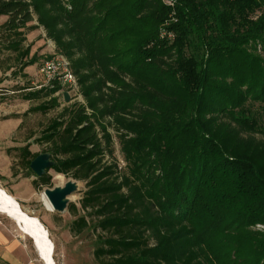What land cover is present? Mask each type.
<instances>
[{
    "label": "trees",
    "instance_id": "16d2710c",
    "mask_svg": "<svg viewBox=\"0 0 264 264\" xmlns=\"http://www.w3.org/2000/svg\"><path fill=\"white\" fill-rule=\"evenodd\" d=\"M2 16V69L26 76L42 27L77 76L81 99L62 106L54 81L23 117L61 108L34 184L85 183L70 231L93 223L99 264H264V0H0ZM11 150L34 173L41 152Z\"/></svg>",
    "mask_w": 264,
    "mask_h": 264
},
{
    "label": "rangeland",
    "instance_id": "374dc122",
    "mask_svg": "<svg viewBox=\"0 0 264 264\" xmlns=\"http://www.w3.org/2000/svg\"><path fill=\"white\" fill-rule=\"evenodd\" d=\"M40 36L38 34L36 39L39 40ZM35 42L33 41L34 44ZM33 43H31V46ZM40 44L38 50L44 49L46 51L40 56L43 61L52 55L53 50L51 49L53 46L45 41L40 42ZM36 47H32V50ZM9 62L11 64L15 61L11 60ZM40 63L36 67L39 68ZM12 71H9V76L3 77L7 82L0 86V97H4V100H0V188L14 196L21 203L22 209L29 215L36 217L47 230L50 248L54 245V264H99L94 256L98 232L93 229V223L90 222V227L81 234L74 235L70 231V224L75 215L67 207L63 211L50 210L46 204V201H48L45 193L47 189H53L61 183L65 184L69 180H73L76 183V189L68 196V204L74 202L79 207V214H86L80 206V200L86 189L85 183L50 169L51 186L36 185L34 180L37 179V175L25 169L24 165L20 163L19 151L11 150L9 155L11 162L8 158L6 150L12 146L19 147V145L29 144L32 151L42 152L46 150L48 148L47 144L38 143L35 139L39 137L42 128L45 127L49 119L61 109L60 107L53 109L47 114L30 113L25 118V130L21 132L22 134L20 132L16 134V129L22 119L18 116L21 112L19 111L21 105L17 106L15 104H21L24 100L23 95L28 91H17L25 86L26 82L17 79V76L20 75L14 76ZM3 72H6V70ZM37 83H41V80ZM33 86L35 87V85ZM61 101L63 106L65 104L64 98L61 97ZM115 140V154L120 157L121 153L116 133ZM13 172H16V175H13ZM260 224L257 223L253 228L261 229ZM0 228L9 240L7 249L0 246V264H44L34 246L33 239L23 233L17 221L4 211H0Z\"/></svg>",
    "mask_w": 264,
    "mask_h": 264
},
{
    "label": "crops",
    "instance_id": "0c3cea01",
    "mask_svg": "<svg viewBox=\"0 0 264 264\" xmlns=\"http://www.w3.org/2000/svg\"><path fill=\"white\" fill-rule=\"evenodd\" d=\"M6 18H7L6 16H2L0 18V25L6 20ZM33 23H36V21H34ZM38 34L41 35L39 40L36 39ZM27 38H28V44L33 43V41H36L35 44L33 43V45L31 46V54L36 53L39 56L40 59H39V61L37 63H35L33 65H30V66H27L24 69V72L26 73V76H21V75L17 76V79H19L21 82L25 81L26 85L29 86L28 88L20 89V90H17V91H22V90L23 91H34L35 89H39L40 86L44 84V79H43V77H42V75H41V73L39 71L40 67L39 68L36 67L38 65V63L42 62V57H40V56L42 54H44V52H46L44 49L43 50L41 49L40 51L38 50V47L42 44V43L40 44V42L45 41V42L49 43L51 46H53L52 49H51V50H53V53L55 52V43L51 39L46 38L45 30L42 27L37 28V29L29 32L28 35H27ZM34 46H37V47L32 50V47H34ZM3 71H5V69H2L1 66H0V86H3L7 82V80L3 79V77L9 76V71H11V70H6V72H3ZM40 80H41V83H37ZM33 85H35V87ZM0 96H1V94H0ZM0 100H4V97H0ZM37 104H38V101L30 100V99H28V100L24 99L23 102H21V104H15L17 106L21 105V110H19L21 112L18 114V116L21 117V119H22L21 123L19 124V126L16 129V134H17V132H20V133L23 132V130H25V128H26L25 125H23V121L25 120V118L27 116L23 117V114L25 112H27L31 106H34V105H37ZM19 146H21V145H19ZM12 147H16V146H12ZM12 147H9V148H12ZM9 148H7L6 153H7ZM8 158H9V160L11 162V158L9 157V155H8ZM8 241L9 240L2 233L1 228H0V246H4L5 249H7ZM6 251H8V250H6Z\"/></svg>",
    "mask_w": 264,
    "mask_h": 264
},
{
    "label": "water",
    "instance_id": "95a60500",
    "mask_svg": "<svg viewBox=\"0 0 264 264\" xmlns=\"http://www.w3.org/2000/svg\"><path fill=\"white\" fill-rule=\"evenodd\" d=\"M63 96L66 102L71 100V95L68 91H64ZM54 163L55 161L52 159L50 152H41L31 161L30 167L37 176H42L46 172V169L51 168L54 165ZM75 189H76V183L73 180H69L68 182L65 183L63 187L56 186L53 189H47L45 193L47 198L51 202L52 206L54 207V209L58 211H63L67 207L69 201L68 196ZM2 211L7 212V209ZM20 222L25 224L24 221L21 219L20 221H17V224L21 230H24L26 232L24 227L21 226ZM30 236L34 240L35 248L39 256L43 260H46L45 256L42 253V245H40V243L37 241L38 239L34 234H30ZM53 253H54V245H52L51 248V252H50L51 257Z\"/></svg>",
    "mask_w": 264,
    "mask_h": 264
},
{
    "label": "built area",
    "instance_id": "2783aa9c",
    "mask_svg": "<svg viewBox=\"0 0 264 264\" xmlns=\"http://www.w3.org/2000/svg\"><path fill=\"white\" fill-rule=\"evenodd\" d=\"M164 33L165 32L163 31V34ZM167 36L171 39L174 38V34L171 32L167 33ZM39 71L44 79V84L40 87L52 86V83L57 81L62 86L60 91L62 95L64 91H68L71 97L75 96L81 99L77 76L72 69L71 61L67 56L54 52L50 58L43 61ZM259 226L261 229L264 228V224H260Z\"/></svg>",
    "mask_w": 264,
    "mask_h": 264
},
{
    "label": "bare ground",
    "instance_id": "6f19581e",
    "mask_svg": "<svg viewBox=\"0 0 264 264\" xmlns=\"http://www.w3.org/2000/svg\"><path fill=\"white\" fill-rule=\"evenodd\" d=\"M47 202L51 204L49 199ZM48 208L50 210H54L52 204L51 208ZM0 209V211L7 209L8 213H6L9 214V216L13 217L16 221H20L21 219L24 221L25 224L20 222L21 226H23L26 230V232L23 230V233L29 236L30 234H34L38 239L37 241L40 243V245H42V253L46 258V260H43L41 258L44 264H54V257L53 255L52 257L50 256L51 248L49 244L47 230L43 227V225L39 222L36 217L29 215L22 209L20 203L16 200L14 196H12L10 193H8L2 188H0ZM31 239L33 238L31 237Z\"/></svg>",
    "mask_w": 264,
    "mask_h": 264
},
{
    "label": "clouds",
    "instance_id": "9594fccd",
    "mask_svg": "<svg viewBox=\"0 0 264 264\" xmlns=\"http://www.w3.org/2000/svg\"><path fill=\"white\" fill-rule=\"evenodd\" d=\"M64 185H65V184L61 183V184L59 185V187H63ZM46 204H47L48 207L51 208V204H50V203H48V202L46 201Z\"/></svg>",
    "mask_w": 264,
    "mask_h": 264
}]
</instances>
